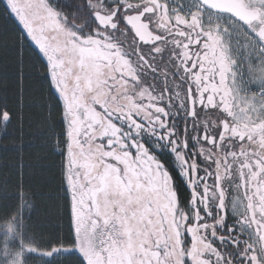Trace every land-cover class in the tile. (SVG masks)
<instances>
[{
  "label": "snow or ice",
  "instance_id": "obj_1",
  "mask_svg": "<svg viewBox=\"0 0 264 264\" xmlns=\"http://www.w3.org/2000/svg\"><path fill=\"white\" fill-rule=\"evenodd\" d=\"M0 5V264H264V0Z\"/></svg>",
  "mask_w": 264,
  "mask_h": 264
},
{
  "label": "trees",
  "instance_id": "obj_2",
  "mask_svg": "<svg viewBox=\"0 0 264 264\" xmlns=\"http://www.w3.org/2000/svg\"><path fill=\"white\" fill-rule=\"evenodd\" d=\"M21 29L18 22L9 15H6L2 5H0V59H2L6 50L9 51L15 42V38L20 34ZM55 194V185L45 192ZM54 201L42 200L34 219L44 226L46 232L58 231L61 227L60 218L53 207Z\"/></svg>",
  "mask_w": 264,
  "mask_h": 264
}]
</instances>
